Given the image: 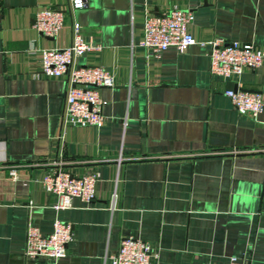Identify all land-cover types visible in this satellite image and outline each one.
I'll use <instances>...</instances> for the list:
<instances>
[{"label":"crops","instance_id":"1","mask_svg":"<svg viewBox=\"0 0 264 264\" xmlns=\"http://www.w3.org/2000/svg\"><path fill=\"white\" fill-rule=\"evenodd\" d=\"M0 0V264H107L119 240L135 235L156 255L150 264H226L230 255L264 264V63L222 78L208 71L207 41H251L264 51V0ZM189 9L196 42L154 55L138 45L145 11ZM43 7L63 10L55 35L32 25ZM94 47L74 64H97L102 126L62 116L66 74L37 70L40 49L70 42L72 22ZM203 41V44L199 42ZM257 91L262 109L239 114L223 89ZM251 148L249 152L231 149ZM223 151V152H215ZM61 159L73 174L97 171L95 198L56 197L42 177ZM16 168L11 178L8 168ZM54 217L72 239L55 261L23 255L27 222L47 233Z\"/></svg>","mask_w":264,"mask_h":264},{"label":"built area","instance_id":"2","mask_svg":"<svg viewBox=\"0 0 264 264\" xmlns=\"http://www.w3.org/2000/svg\"><path fill=\"white\" fill-rule=\"evenodd\" d=\"M87 0H67L66 7H82ZM63 10L53 7L38 9L32 19L33 27L45 35H55L62 24ZM193 19V12L189 9L172 6L166 12L154 13L145 11L142 19V35L138 45L148 53L158 54L167 46H174L182 52L186 46L196 40L188 30ZM70 42L61 47H47L40 49L37 70L46 76L66 74L68 86L66 88L62 108L63 119L74 125L102 126L106 117L101 112L106 102L99 93L101 86L114 84L111 73L97 64H74V59L94 44L85 39L81 25L72 22ZM203 44V41L199 42ZM209 56L208 71L212 75L222 78L238 76L244 69H253L264 63V51L251 41L231 40L222 42L220 39L207 41ZM233 108L250 118H255L262 109V98L257 91H246L240 87L223 89ZM264 151V146L255 149ZM231 152H249L251 148H235ZM223 152V151H215ZM52 164L42 177L41 183L47 193L53 194L56 200L54 210L66 209L71 206V198L89 203L95 198L94 183L97 171L90 169L80 174L68 171L61 159L35 160L31 164ZM8 174L16 177V168L10 166ZM72 239L69 221L54 217L51 229L41 233L37 226L27 222L24 229L23 255L26 259L38 257L55 261L65 254L66 246ZM156 252L152 245L138 236L122 237L116 250L108 255L107 264H150ZM205 264H215L207 261ZM226 264H250L243 256L230 255Z\"/></svg>","mask_w":264,"mask_h":264}]
</instances>
